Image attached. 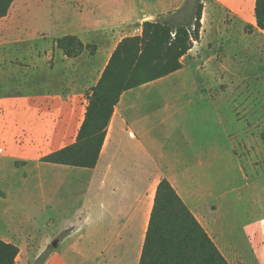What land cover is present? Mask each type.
<instances>
[{
    "label": "crops",
    "instance_id": "obj_1",
    "mask_svg": "<svg viewBox=\"0 0 264 264\" xmlns=\"http://www.w3.org/2000/svg\"><path fill=\"white\" fill-rule=\"evenodd\" d=\"M56 2V8L51 10V14L49 12V20L55 23L57 19H61L62 14L64 23L68 21L69 24L54 40L70 35L76 37L84 46H98L95 58L86 68L81 67V58H77L79 56L67 58L55 47V67L58 64L63 66L70 62L77 63L80 66V77L83 78L75 99L62 95L61 100L66 109L70 107L69 104L75 106V103H78L81 106L74 143L87 106L85 93L97 83L116 45L123 38L141 35L145 21H162L167 14L173 15L172 18L177 21L174 15L180 11L182 0L169 6L163 4L162 0ZM202 3L200 38L181 58V69L120 96L107 126L95 167L78 168L53 164L58 166V176L61 179H65L63 174L73 172L69 178L73 180V184H78L80 191L85 194L83 202L86 208L92 211V230L87 234L90 239H85L84 235V238L75 242L74 247H89L94 250L98 254L97 264H139L155 192L163 179L171 184L230 264H244L245 250L242 243L249 242L252 250L255 246L263 245L261 231H254L249 235L246 232L236 233L231 236L226 220L218 214H202L192 196L181 186L198 184L193 182L194 176L191 174L213 167V157L217 150L214 149L212 133L208 134V131H211L213 126L214 102L229 103L232 100L234 104H231L232 112L226 120V155H232L239 160L244 155L248 158L249 155L254 156L262 144L258 134L261 117L260 94H248L245 85H240L241 82L231 83L229 72H217L211 63L213 56L223 57L230 51V33L227 28L223 27L221 30L222 14L229 15L237 23H249L256 41L260 42L259 45H264V31L256 29L255 0H203ZM205 21H208L207 24ZM232 44L235 54L240 57L247 50L246 35L232 38ZM262 69L263 71L254 70L253 76L264 82V68ZM93 77L96 78L92 79ZM215 77L218 79L215 80ZM170 79L174 81L173 85L177 86V96L182 102L176 113L166 118L170 120H162L160 124L151 126V118L154 119L159 110L171 109L178 105V102L175 105L166 101L150 102L143 99L139 102V98H143V94L149 95L150 88H163L156 84ZM69 100L73 102L70 103ZM198 106L202 109L200 113H196L199 112L196 110ZM173 115H176V118H173ZM63 119L62 136L65 137L64 132L75 123V119L67 114L63 115ZM187 124L192 130L202 126V131H191L187 134L184 128ZM162 125L167 135L162 137L157 133L153 134V131ZM243 140L252 142L254 149H245ZM245 161L250 163V160ZM61 179L58 184L65 183V180ZM212 209L215 207L212 206ZM74 233H77V230L74 227L69 228L66 237L57 242V247ZM0 239L14 244L5 237L0 236Z\"/></svg>",
    "mask_w": 264,
    "mask_h": 264
},
{
    "label": "rangeland",
    "instance_id": "obj_2",
    "mask_svg": "<svg viewBox=\"0 0 264 264\" xmlns=\"http://www.w3.org/2000/svg\"><path fill=\"white\" fill-rule=\"evenodd\" d=\"M56 1L60 3L61 0H16L8 14L0 19V236L18 246L16 264H97L98 254L94 250L74 247L84 235L85 239H90L87 234L92 230V211L83 202L85 194L69 178L74 173L63 174L65 183L58 184L61 179L58 166L43 161L44 157L73 143L81 115L78 103L69 104L66 109L61 101L62 95L75 99L83 78L77 63L55 67L54 37L61 35L69 24L68 21L64 23L62 14L55 23L49 20V12L51 14L56 8ZM162 1L169 6L178 0ZM193 4L194 0H182L180 11L174 15L177 22L190 19ZM222 15L221 30L224 27L230 33V51L223 57L213 56L211 63L217 72L228 71L231 83L245 85L248 94H260L258 134L262 144L255 155L248 158L244 155L239 160L226 155V120L234 104L232 100L214 102L213 126L208 131L212 133L217 150L213 167L191 174L193 182L198 184L181 186L192 196L202 214L222 216L231 236L261 231L263 245L252 250L248 242L242 243V247L244 264H264V82L253 76L254 70L263 71L264 45L256 41L249 23H237L229 15ZM165 16L166 19L170 14ZM243 34L247 50L239 57L233 50L232 38ZM86 46L90 48L77 57L81 58L84 68L90 66L98 47L95 44ZM173 84L172 79L156 84L163 88H150L149 95L139 98V102L141 99L174 105L178 102L171 109L159 110L154 119L151 118V126L170 120L166 118L176 113L180 106L182 99L177 96L179 91ZM85 85L87 87V83ZM196 110L200 113L202 109L198 106ZM64 114L75 119L64 132L65 137L62 136ZM201 127L192 130L187 124L184 128L188 134L191 131L200 133ZM163 129L164 125L157 127L153 134L164 137L167 133ZM242 144L245 149H254L252 142L243 140ZM71 227L77 233L58 247L53 246L66 237Z\"/></svg>",
    "mask_w": 264,
    "mask_h": 264
},
{
    "label": "trees",
    "instance_id": "obj_3",
    "mask_svg": "<svg viewBox=\"0 0 264 264\" xmlns=\"http://www.w3.org/2000/svg\"><path fill=\"white\" fill-rule=\"evenodd\" d=\"M16 0H0V19ZM203 0H194L189 20L172 16L145 21L139 36L123 38L115 47L95 86L85 93L87 106L75 142L43 158L51 164L94 168L107 126L120 96L181 69V58L200 38ZM256 29L264 31V0H255ZM67 58L90 48L76 37L55 40ZM94 54V51H91ZM19 249L0 239V264H16ZM139 264H230L187 208L171 184L157 186Z\"/></svg>",
    "mask_w": 264,
    "mask_h": 264
},
{
    "label": "water",
    "instance_id": "obj_4",
    "mask_svg": "<svg viewBox=\"0 0 264 264\" xmlns=\"http://www.w3.org/2000/svg\"><path fill=\"white\" fill-rule=\"evenodd\" d=\"M53 246H56V243H54Z\"/></svg>",
    "mask_w": 264,
    "mask_h": 264
}]
</instances>
